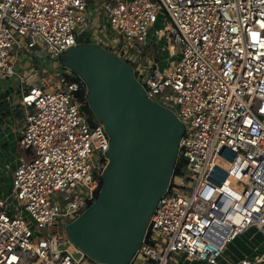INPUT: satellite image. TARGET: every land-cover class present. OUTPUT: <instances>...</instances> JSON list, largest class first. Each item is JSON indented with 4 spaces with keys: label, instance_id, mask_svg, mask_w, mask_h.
<instances>
[{
    "label": "built area",
    "instance_id": "built-area-1",
    "mask_svg": "<svg viewBox=\"0 0 264 264\" xmlns=\"http://www.w3.org/2000/svg\"><path fill=\"white\" fill-rule=\"evenodd\" d=\"M109 27L120 38L103 44L97 33ZM79 42L128 61L146 95L185 124L177 174L127 264H220L239 235L252 227L264 234V0H0V77L25 85V152L9 195L0 189V264H99L65 227L94 201L110 137L71 69L44 68L48 77L38 78L37 63L35 73L19 68L27 52L60 59ZM186 172L188 193L177 182ZM233 264H264V245Z\"/></svg>",
    "mask_w": 264,
    "mask_h": 264
},
{
    "label": "water",
    "instance_id": "water-1",
    "mask_svg": "<svg viewBox=\"0 0 264 264\" xmlns=\"http://www.w3.org/2000/svg\"><path fill=\"white\" fill-rule=\"evenodd\" d=\"M59 62L85 81L90 113L110 137L95 199L66 232L97 263L127 264L171 186L185 124L146 95L128 61L97 42H79Z\"/></svg>",
    "mask_w": 264,
    "mask_h": 264
},
{
    "label": "crops",
    "instance_id": "crops-1",
    "mask_svg": "<svg viewBox=\"0 0 264 264\" xmlns=\"http://www.w3.org/2000/svg\"><path fill=\"white\" fill-rule=\"evenodd\" d=\"M24 88L25 85L16 79L0 77V184L4 183L9 175L12 177L20 157L25 152L23 149L21 153L18 148L25 124L23 110L19 103V97ZM250 230L252 231L253 228L238 236L241 237L244 247L232 258L225 259L227 264L236 263L264 245V234L257 228H254L252 232ZM246 233H250L249 236H246ZM192 261L181 259L180 264H190Z\"/></svg>",
    "mask_w": 264,
    "mask_h": 264
},
{
    "label": "rangeland",
    "instance_id": "rangeland-1",
    "mask_svg": "<svg viewBox=\"0 0 264 264\" xmlns=\"http://www.w3.org/2000/svg\"><path fill=\"white\" fill-rule=\"evenodd\" d=\"M162 26H163V23H161V21H159L156 24V27H162ZM105 27L107 28V24H105ZM89 34H91V33H89ZM97 35H98L99 38H101L103 44H105L106 41L107 42L109 41L111 43L110 38H112V40H115V39L119 40V38H120V36L117 35V33H115L113 30H111L110 27L108 28V30L106 29L103 32L99 31V33H97ZM107 37H110V38L107 39ZM89 39L92 40L93 37H91ZM23 44H24V46H26L27 45V41L25 40L23 42ZM157 47L159 48V51H160V60H161L160 63L162 65V67L168 66L169 65V60H168L169 55H168L167 50L165 49L164 42L163 41L160 42V44ZM170 59L176 60L177 58L176 57H170ZM33 63H37L38 70H39L38 78H41V77H45L46 78V77H48L49 72H47L46 74L43 73V69L44 68L49 70V69H51V67H53V68L61 67L63 71L65 70V66H63L59 62V58L58 57H52V51H49L47 56H40V57L36 55L35 51L33 53L27 52L26 55L21 56V62H20L19 68L23 69V70L25 69L27 72L35 73L34 67L32 66ZM134 65L138 69L141 66L139 63L134 64ZM71 72H72V74H74L73 71H71ZM18 146H20L18 148L21 151V153H23V148L21 147V145L19 144ZM177 182L178 183L183 182L186 185L184 190H183L185 193H188L190 191V186L192 185V181L188 179V173L187 172L185 173L184 177L179 178ZM11 187H12V177L9 175L7 177V179H5V182L4 183L2 182V184L0 186V189H1V191H3L5 196H8L9 193H10ZM175 190L180 192L178 187L175 188ZM10 202L13 203V202H15V200H13V198H12L10 200ZM21 212L23 214V217L26 219L28 225L32 228L33 231H35V234L38 235V236L42 235L43 234V230L42 229H38L36 220L32 217L30 212L25 208L24 204L22 205ZM252 228L254 230L255 227H252ZM249 234L250 233H246L245 235L249 236ZM243 247H244V243L242 242L241 237H238L236 241L230 242L228 244L227 248L224 250L222 256L219 257L220 263L227 264L225 262V259L232 258V256L234 254L236 255L237 252L239 250H242ZM89 262L90 261H86V262H84V264H89ZM174 262H176V259L173 257L171 259L170 264L174 263ZM190 264H208V263L205 262V261H202V260L195 259Z\"/></svg>",
    "mask_w": 264,
    "mask_h": 264
},
{
    "label": "trees",
    "instance_id": "trees-1",
    "mask_svg": "<svg viewBox=\"0 0 264 264\" xmlns=\"http://www.w3.org/2000/svg\"><path fill=\"white\" fill-rule=\"evenodd\" d=\"M87 110L90 111L89 106L87 107ZM178 168H179V163H178V165H177L176 168H175V174H177V170H178Z\"/></svg>",
    "mask_w": 264,
    "mask_h": 264
},
{
    "label": "snow or ice",
    "instance_id": "snow-or-ice-1",
    "mask_svg": "<svg viewBox=\"0 0 264 264\" xmlns=\"http://www.w3.org/2000/svg\"><path fill=\"white\" fill-rule=\"evenodd\" d=\"M253 37H254V38L256 37V33H253Z\"/></svg>",
    "mask_w": 264,
    "mask_h": 264
},
{
    "label": "bare ground",
    "instance_id": "bare-ground-1",
    "mask_svg": "<svg viewBox=\"0 0 264 264\" xmlns=\"http://www.w3.org/2000/svg\"><path fill=\"white\" fill-rule=\"evenodd\" d=\"M248 231V230H247Z\"/></svg>",
    "mask_w": 264,
    "mask_h": 264
}]
</instances>
